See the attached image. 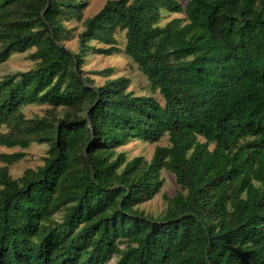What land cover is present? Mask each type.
Masks as SVG:
<instances>
[{
	"label": "trees",
	"instance_id": "1",
	"mask_svg": "<svg viewBox=\"0 0 264 264\" xmlns=\"http://www.w3.org/2000/svg\"><path fill=\"white\" fill-rule=\"evenodd\" d=\"M86 6L0 0V65L34 64L0 79V146L19 150L0 154V264H264V0H109L83 21ZM119 53L164 104L85 72ZM163 139L150 161L118 152ZM32 145L44 165L12 178ZM163 170L181 190L153 217Z\"/></svg>",
	"mask_w": 264,
	"mask_h": 264
},
{
	"label": "rangeland",
	"instance_id": "2",
	"mask_svg": "<svg viewBox=\"0 0 264 264\" xmlns=\"http://www.w3.org/2000/svg\"><path fill=\"white\" fill-rule=\"evenodd\" d=\"M87 6L84 10L83 21L87 18L95 16L104 7L109 0H86ZM183 5H186L188 0H178ZM163 18L160 25L165 26L167 23L176 18L184 19L185 16L182 14H169L165 11L162 13ZM71 29V38L65 41L64 45L66 48L73 52H77L79 47V34L83 32L84 28L82 22H73L69 25ZM124 33L118 32L117 40L119 48L123 49L125 46ZM34 68V64L28 59V54H15L8 62L0 65V79L18 72H27ZM112 70L109 75L105 70ZM85 72L92 77L97 85H102L107 80H112L115 78L126 77L131 81L129 88L130 92L138 96L150 95L155 97L164 104L162 97L159 94H152L149 90L148 83L145 77L138 71L137 67L132 63V61L125 56L123 53L113 55L111 57H102L92 55L88 58L86 66L84 68ZM96 73L100 75L96 76ZM47 108L40 106H31L25 109V115L28 119L43 116ZM5 129L0 130V134L4 132ZM168 145L167 140L163 139L157 144H149L139 141H132L126 146L120 148L118 152L125 153L129 160L136 157H143L145 160L150 161L153 157L156 146ZM48 147L46 145H32L28 150H25L26 157L19 163L10 166V174L12 178L17 179L22 176L24 171L28 168L37 169L44 165V157ZM19 150L8 149L0 146V154L8 153L12 154ZM21 151V150H20ZM161 177L164 180V186L161 193L157 195L154 200L146 203L140 207L141 210L145 211L146 214L153 217H158L167 208V198H173L181 189L177 184L176 179L173 174L163 170Z\"/></svg>",
	"mask_w": 264,
	"mask_h": 264
}]
</instances>
